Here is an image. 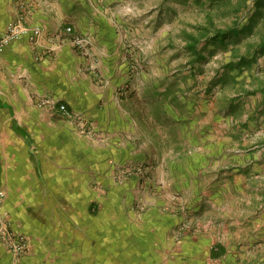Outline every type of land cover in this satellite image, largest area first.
Segmentation results:
<instances>
[{
    "label": "crops",
    "instance_id": "0c3cea01",
    "mask_svg": "<svg viewBox=\"0 0 264 264\" xmlns=\"http://www.w3.org/2000/svg\"><path fill=\"white\" fill-rule=\"evenodd\" d=\"M86 10L68 0H0V36L11 25L39 31L0 52V222L28 242L15 264H264L256 246L264 234V119L251 126L228 117L236 130L218 143L217 162L192 140L174 156H151L134 129L147 116L125 110L124 102L143 101L114 96L123 72L118 38L112 26L88 22ZM66 26L90 38L105 87L87 73L94 60L73 49ZM151 159L158 166L147 182L138 178L144 165L134 164L140 171L118 180L119 166ZM139 197L146 210L136 214ZM217 246L223 254L211 258ZM0 264H14L1 242Z\"/></svg>",
    "mask_w": 264,
    "mask_h": 264
},
{
    "label": "rangeland",
    "instance_id": "374dc122",
    "mask_svg": "<svg viewBox=\"0 0 264 264\" xmlns=\"http://www.w3.org/2000/svg\"><path fill=\"white\" fill-rule=\"evenodd\" d=\"M68 1L86 3L88 22L112 26L110 29L118 38L113 44L114 55L118 56L119 64H123L114 96L123 102L143 101V105L124 102L125 110L131 109L133 114L142 110L147 116L136 121L134 129L135 133H141L145 142L149 141L151 156L157 153L174 156L178 143L183 148L192 140L191 144L199 149L215 151L212 161H216L219 160L218 143L228 141L225 138L236 130V125L226 123L228 117L239 121L246 118L251 126L264 119V92H260V88H264V51L258 52V45L264 39V7L250 27L241 30L238 36H227L223 44L201 38L197 45L198 58L186 49L187 36H198L201 28H210L208 14L217 29L225 30L235 22L240 28L250 22L257 0H248L247 7L237 15H232L220 0ZM236 1L232 0V4ZM81 36L88 39L92 52L90 38ZM92 58L95 69L90 66L87 73L105 87L106 76L101 75L94 54ZM156 161L129 163L128 168L144 165L145 175L140 174L138 178L145 182L149 168L158 166ZM119 167L118 171L123 169ZM130 178L132 176L127 179ZM170 188L166 194L171 204L176 203L177 198L169 195ZM149 191L150 196L154 194L151 186ZM131 208L136 214L146 210L140 197ZM204 213L215 214L210 209ZM196 224V230L202 231L204 225ZM256 246L262 247V251L256 253L264 260V234ZM239 247L241 245L236 251ZM245 251L246 254L255 252Z\"/></svg>",
    "mask_w": 264,
    "mask_h": 264
},
{
    "label": "built area",
    "instance_id": "2783aa9c",
    "mask_svg": "<svg viewBox=\"0 0 264 264\" xmlns=\"http://www.w3.org/2000/svg\"><path fill=\"white\" fill-rule=\"evenodd\" d=\"M38 35L39 31L37 29H28L25 27L19 26H9L4 35L0 36V52L3 51L9 44L14 41L20 39L22 36L27 34ZM64 33L67 35H71L72 37L70 40V45L73 49L79 53L81 57L88 60L92 58V52L90 49V43L88 39L84 36L73 35L72 30L70 27H66L64 29ZM92 70L95 69V65L92 62ZM46 104V102H42ZM58 109L62 113H66V108L64 105H59ZM140 171L139 168H128L124 167L123 169L118 171V180L122 181L127 179L128 177L133 176L134 174ZM1 198V194H0ZM0 242L5 247V249L10 253L13 257L14 264L18 261L20 257L25 255L28 250V242L26 237L23 235L17 234L10 230L7 224H2L0 222ZM215 261H210L207 264H215Z\"/></svg>",
    "mask_w": 264,
    "mask_h": 264
},
{
    "label": "trees",
    "instance_id": "16d2710c",
    "mask_svg": "<svg viewBox=\"0 0 264 264\" xmlns=\"http://www.w3.org/2000/svg\"><path fill=\"white\" fill-rule=\"evenodd\" d=\"M212 1V0H211ZM247 1L248 0H237L236 3L233 5L232 0H220L222 2V5L225 4V6H228L230 9L231 14L237 15L238 12H240L242 9L247 7ZM224 3V4H223ZM228 3V5H227ZM233 6V7H232ZM264 7V0H257L255 3V11L253 15L250 18V22L248 24H244L239 28V23L235 22L234 24L231 25V27H228L225 30L217 29L215 28L213 19L210 14H208V26L210 28H201L200 29V35L198 36H193L189 35L187 36V45L186 49L193 55L196 56L195 58L199 57V54L197 53V45L199 44L201 38L209 39L211 42H221L222 44L224 43V40L227 36L233 35V36H238L239 32L241 30L243 31L247 27H250L254 22L255 18H259L261 16V11L262 8ZM212 32V34H211ZM208 40V41H209ZM264 51V39L261 41V43L258 45V52H263ZM264 53V52H263ZM243 60V59H241ZM233 69V68H232ZM260 92H264V88H260ZM223 254V251L221 250V247L217 246L215 251H211V258H218Z\"/></svg>",
    "mask_w": 264,
    "mask_h": 264
}]
</instances>
